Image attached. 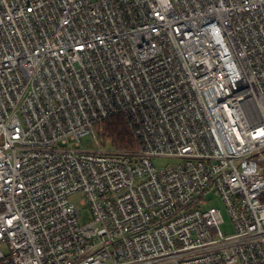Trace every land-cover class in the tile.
I'll return each mask as SVG.
<instances>
[{
  "label": "built area",
  "instance_id": "2783aa9c",
  "mask_svg": "<svg viewBox=\"0 0 264 264\" xmlns=\"http://www.w3.org/2000/svg\"><path fill=\"white\" fill-rule=\"evenodd\" d=\"M0 264H264V0H0Z\"/></svg>",
  "mask_w": 264,
  "mask_h": 264
},
{
  "label": "rangeland",
  "instance_id": "374dc122",
  "mask_svg": "<svg viewBox=\"0 0 264 264\" xmlns=\"http://www.w3.org/2000/svg\"><path fill=\"white\" fill-rule=\"evenodd\" d=\"M82 148H84V149H89V148L95 149L96 148L95 141L93 140V138L90 135L84 136L82 138ZM105 149L108 151H112L115 148L112 145H110L109 143H107L105 146ZM153 162H154L156 167L164 168V167L172 165L178 161L176 159H173V158L158 157V158H154ZM83 196H84L83 193L79 192V193L75 194L74 196H72L71 200L73 202H75L76 205L78 206V208L80 209L81 222L87 223L92 219V214H91V211H90V208L88 205H83L80 203V200L83 198ZM205 200H206V204H205V202H204V204L206 207L215 206L222 211V214L224 217V222L221 224V230L226 235L234 233L235 228H234L233 221H232V219H231V217L227 211V208H226L225 203L222 200V198L220 196H218L215 192H210L207 194Z\"/></svg>",
  "mask_w": 264,
  "mask_h": 264
},
{
  "label": "trees",
  "instance_id": "16d2710c",
  "mask_svg": "<svg viewBox=\"0 0 264 264\" xmlns=\"http://www.w3.org/2000/svg\"><path fill=\"white\" fill-rule=\"evenodd\" d=\"M99 128L104 129L101 139L105 145L132 149L137 147V140L133 134L129 120L123 115H117L104 121Z\"/></svg>",
  "mask_w": 264,
  "mask_h": 264
}]
</instances>
